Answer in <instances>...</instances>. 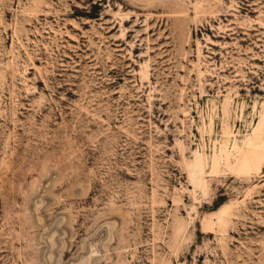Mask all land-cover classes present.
<instances>
[{"label":"rangeland","instance_id":"374dc122","mask_svg":"<svg viewBox=\"0 0 264 264\" xmlns=\"http://www.w3.org/2000/svg\"><path fill=\"white\" fill-rule=\"evenodd\" d=\"M0 264H264V0H0Z\"/></svg>","mask_w":264,"mask_h":264}]
</instances>
